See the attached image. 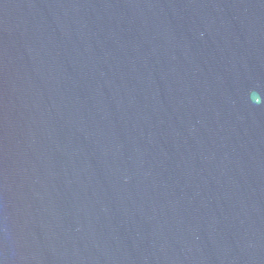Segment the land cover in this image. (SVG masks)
Listing matches in <instances>:
<instances>
[{"label":"water","instance_id":"water-1","mask_svg":"<svg viewBox=\"0 0 264 264\" xmlns=\"http://www.w3.org/2000/svg\"><path fill=\"white\" fill-rule=\"evenodd\" d=\"M0 264H264V0H0Z\"/></svg>","mask_w":264,"mask_h":264}]
</instances>
